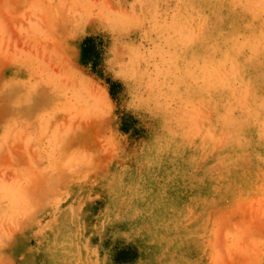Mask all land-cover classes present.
<instances>
[{"label": "rangeland", "instance_id": "374dc122", "mask_svg": "<svg viewBox=\"0 0 264 264\" xmlns=\"http://www.w3.org/2000/svg\"><path fill=\"white\" fill-rule=\"evenodd\" d=\"M0 264H264V0H0Z\"/></svg>", "mask_w": 264, "mask_h": 264}]
</instances>
